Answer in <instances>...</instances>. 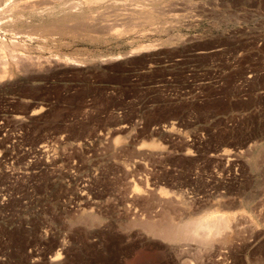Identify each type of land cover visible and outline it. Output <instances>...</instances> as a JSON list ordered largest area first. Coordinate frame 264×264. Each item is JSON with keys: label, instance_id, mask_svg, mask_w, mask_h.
I'll return each instance as SVG.
<instances>
[{"label": "rangeland", "instance_id": "rangeland-1", "mask_svg": "<svg viewBox=\"0 0 264 264\" xmlns=\"http://www.w3.org/2000/svg\"><path fill=\"white\" fill-rule=\"evenodd\" d=\"M37 5L0 30V264H264V0Z\"/></svg>", "mask_w": 264, "mask_h": 264}, {"label": "bare ground", "instance_id": "bare-ground-1", "mask_svg": "<svg viewBox=\"0 0 264 264\" xmlns=\"http://www.w3.org/2000/svg\"><path fill=\"white\" fill-rule=\"evenodd\" d=\"M10 1V0H9ZM17 1V0H16ZM39 1V0H38ZM37 1V2H38ZM70 1V0H69ZM73 1V0H72ZM94 1H101V0H94ZM136 1V0H135ZM37 2L36 1H32V0H24V1H21L20 3H12V2H10L9 4H7L8 3V0L6 1V0H0V30H3L4 29V27H6L8 24H10L9 22H10V18L11 17H13L15 14L17 15V16H15L14 18L16 19V17H18V14L17 13H19V15L23 12L24 13V11H28V10H31L32 12H33V10H36L38 7V5H37ZM138 2V1H137ZM49 3V2H48ZM47 3V4H48ZM64 3V2H63ZM54 4V3H53ZM62 4V3H61ZM69 4V3H68ZM71 4V3H70ZM37 5V6H36ZM77 5H79V4H77ZM70 6H72V5H69L68 7L66 6V7H61L62 9H60V11H61V13L63 12V13H65V14H68L69 13V11H71L72 10V8L70 7ZM37 7V8H36ZM42 7H43V5H42ZM74 7H75V4H74ZM79 9H80V7H78ZM38 9H40V8H38ZM75 9H76V7L75 8H73V12L72 13H74V11H75ZM53 10H56V9H53ZM58 10V9H57ZM77 10V9H76ZM49 11V10H48ZM52 11V10H51ZM59 11V12H60ZM82 11V10H81ZM144 11H146V10H144ZM30 12V11H29ZM53 12V11H52ZM54 12H57V11H54ZM137 12V11H136ZM26 13V12H25ZM34 14H35V12H33ZM51 13V12H50ZM77 13H78V11H77ZM80 13V12H79ZM151 13V12H150ZM152 13H154V12H152ZM30 14V13H29ZM32 14V13H31ZM52 14V13H51ZM64 14V15H65ZM137 14V13H136ZM22 15V14H21ZM142 15V14H141ZM147 15V14H146ZM22 16H24V14L22 15ZM22 16H20L19 18H21V19H23V17ZM72 16H73V14H72ZM25 17V16H24ZM54 17V16H53ZM63 17V16H62ZM71 17V16H70ZM138 17V16H137ZM149 17V16H148ZM152 17V16H151ZM154 17V16H153ZM152 17V18H153ZM19 18H17V20L19 19ZM73 18V17H72ZM82 18V17H81ZM84 18V17H83ZM3 19H8V20H6L7 22V24L6 23H1V21L3 20ZM64 19V18H63ZM66 19H68V18H66ZM70 19V18H69ZM73 19H75V18H73ZM72 19V20H73ZM14 20V19H13ZM12 20V18H11V21H13ZM77 20V19H76ZM5 21V20H4ZM3 21V22H4ZM20 21V20H19ZM74 21V20H73ZM15 23H16V20L14 21ZM64 22V21H63ZM66 22V21H65ZM70 22V21H69ZM72 22V21H71ZM133 22V21H132ZM22 23V22H21ZM20 23V24H21ZM17 24H18V22H17ZM63 24V23H62ZM66 24V23H65ZM136 24V23H135ZM22 25H23V23H22ZM21 25V26H22ZM73 25V24H72ZM128 25V24H127ZM14 26V25H13ZM59 26V25H58ZM67 26V25H66ZM75 26V25H74ZM130 26V25H129ZM18 27V26H17ZM53 27V26H52ZM61 27V26H60ZM15 28V27H14ZM36 28V27H35ZM79 28V27H78ZM49 29V28H48ZM57 29V28H56ZM55 29V30H56ZM43 30V29H42ZM5 31H7V30H5ZM4 31V32H5ZM35 31H36V29H35ZM41 31V30H40ZM46 31V30H45ZM44 31V32H45ZM8 32H10V31H8ZM130 32V31H129ZM37 33V32H36ZM40 33V32H39ZM42 33V32H41ZM46 33V32H45ZM15 34V33H14ZM5 41L3 40V43L2 42H0V56L2 57V59L0 60V62H3L2 60H3V56H2V53L8 48L7 46H8V44H5L4 43ZM168 42V41H167ZM170 42V41H169ZM166 44V43H165ZM7 45V46H6ZM12 45V44H11ZM18 46V45H17ZM15 47L14 46V49L15 48H18V47ZM21 46V45H20ZM19 46V47H20ZM7 47V48H6ZM21 47H23V46H21ZM138 49V48H137ZM143 49H146L145 47H140L139 48V50L142 52V50ZM147 49H149V48H147ZM9 51V50H8ZM12 53H16V52H14L15 50H10ZM145 51V50H144ZM148 51V50H147ZM7 52V51H6ZM5 52V53H6ZM5 53H3L4 55H5ZM9 54V53H8ZM11 54V53H10ZM13 55V54H12ZM11 55V56H12ZM10 56V55H9ZM16 56H18L17 54H16ZM15 55L12 57V58H14V57H16ZM6 57V56H5ZM7 57H8V55H7ZM9 58V57H8ZM7 59V58H6ZM5 58H4V60H6ZM15 60V59H14ZM18 59H16V61H17ZM5 62V61H4ZM7 62V61H6ZM5 62V63H6ZM11 62H14L15 63V61H13L12 59H11ZM10 62H8V64H9ZM2 65H6V64H2ZM14 65V64H13ZM13 65H10V67H11V69H13L12 67H14ZM16 66H17V64H15ZM9 65H7V67H8ZM5 71L7 70V69H4ZM8 71V70H7ZM11 72V71H10ZM6 73V72H5ZM8 73V72H7ZM11 74V73H10ZM12 74H13V72H12ZM6 75V74H5ZM3 76V75H2ZM10 76V75H9ZM11 76H13V75H11ZM4 77V76H3ZM6 78V77H5ZM4 78V79H5ZM1 79V78H0ZM149 144H147V146H148ZM153 145L154 144H151L150 146L151 147H153ZM153 148H155V146L153 147ZM213 214V213H212ZM217 214H218V212H217ZM207 216V215H206ZM202 217V218H198V219H194V221L192 220V221H190L191 223H189V221H187L188 223H186V225H183V226H180V224H178L176 227H177V231H176V229H175V231H176V233H175V231L173 232L171 229L169 230V231H167V233H170V231H172L173 232V234H171V235H173V237H175L177 240H178V242L179 241H184V240H193V242H195V241H199V242H201V241H204V242H206L207 244H208V246L210 245V244H212V243H210L209 244V242H212V239L213 238H215V237H217V236H220V237H222V234L224 233V232H228V229H231L232 227V225H234V224H232L233 222V217L232 216H226V215H221V216H218V215H215V216H207V217ZM235 222V221H234ZM149 223V222H148ZM147 223V224H148ZM189 224V225H188ZM253 225V224H252ZM155 226V225H154ZM153 226V227H154ZM179 226V227H178ZM238 227V226H237ZM165 228V227H164ZM174 228V227H173ZM155 229H157V228H155ZM161 229H162V227H161ZM163 230H165V229H163ZM153 231V230H152ZM151 232V231H150ZM156 232V231H155ZM159 232H161V231H159ZM242 232V231H241ZM163 233H164V231H163ZM237 233V232H236ZM235 233V234H236ZM161 234H162V232H161ZM167 235V234H166ZM165 236V235H164ZM166 237L167 236H165V239H166ZM168 237H171V236H169L168 235ZM167 237V238H168ZM172 237V238H173ZM227 237H228V235H227ZM231 237V236H230ZM225 238H226V236H225ZM168 239H170V238H168ZM176 239H173V240H176ZM221 239V238H220ZM172 240V241H173ZM226 240V239H225ZM209 241V242H208ZM203 242V243H204ZM202 243V242H201ZM203 243H202V245H203ZM217 243V242H216ZM228 243V242H227ZM230 243V242H229ZM228 243V244H229ZM232 243V242H231ZM205 244V243H204ZM206 244V245H207ZM213 246V245H212ZM206 247V246H205ZM207 248V247H206ZM213 248V247H212ZM224 255V254H223ZM60 256H61V254L60 253H57V260H58V258H60ZM220 256V255H219ZM226 256V255H225ZM219 260V259H218ZM213 263V262H212Z\"/></svg>", "mask_w": 264, "mask_h": 264}]
</instances>
